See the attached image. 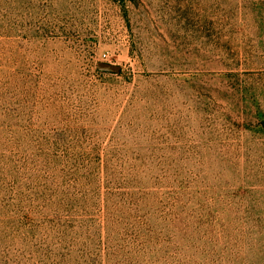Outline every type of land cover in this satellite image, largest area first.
I'll list each match as a JSON object with an SVG mask.
<instances>
[{
  "label": "rangeland",
  "instance_id": "obj_1",
  "mask_svg": "<svg viewBox=\"0 0 264 264\" xmlns=\"http://www.w3.org/2000/svg\"><path fill=\"white\" fill-rule=\"evenodd\" d=\"M0 264H264V0H0Z\"/></svg>",
  "mask_w": 264,
  "mask_h": 264
}]
</instances>
